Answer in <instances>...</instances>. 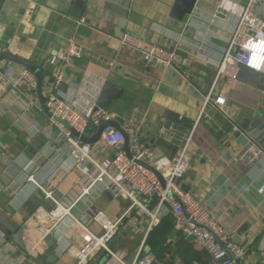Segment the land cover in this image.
<instances>
[{
  "label": "crops",
  "instance_id": "obj_1",
  "mask_svg": "<svg viewBox=\"0 0 264 264\" xmlns=\"http://www.w3.org/2000/svg\"><path fill=\"white\" fill-rule=\"evenodd\" d=\"M67 1L68 5L62 0L0 3V30L6 31L0 44H13L17 57L35 64L44 76L41 90L33 96L36 106L19 126L13 124L14 118L26 107L29 91L8 88L2 94L0 151L6 156L0 158V264H77L68 250L81 245V229L75 220L96 210L104 211L114 221L121 220L110 245L116 258L100 250L85 264H132L150 234V218L144 210L132 207L129 200L109 198L101 189L85 194L82 183L90 167L77 166L68 153L57 152V130L49 125L45 100L50 93L47 84L60 69L50 60L53 51L63 54L71 43L82 47L84 56L65 68L59 90L63 99L85 108L99 102L106 83L121 87V99L110 108L117 114L114 122L125 128L134 120L142 140L151 138L157 126L165 128L166 111L174 113L175 129L171 131L186 136L194 130L192 167L184 179L185 189L231 232L233 240L247 245L248 261L260 264L264 218L258 207L264 200V156L253 167L235 161L250 142L246 147L240 143L231 122L251 119L264 127V90L224 79L221 85L227 90L226 112L209 107L210 119L198 122L247 0H198L183 22L171 17L177 0H132L127 18H105L88 12L82 16L85 22L71 16V0ZM125 33L173 49L174 65H148L139 52L120 43ZM14 63L0 60L2 67ZM98 130L91 125L85 136L93 138ZM260 133L261 145L257 144L264 151V129ZM94 145L93 156L97 159L114 157L104 144ZM32 174L37 181L50 183L48 193L53 201L66 208L74 204L71 216H65L54 228L47 225L44 216L36 221L24 209L37 192L28 183ZM155 200L145 201L150 210L157 206L151 208ZM7 226L14 229L13 237L5 233L3 227ZM90 229L102 234L94 223ZM175 230L160 249L156 264H209V257L196 252ZM53 235L59 238L57 249L48 245L47 237ZM15 237L24 247L16 243Z\"/></svg>",
  "mask_w": 264,
  "mask_h": 264
},
{
  "label": "built area",
  "instance_id": "obj_2",
  "mask_svg": "<svg viewBox=\"0 0 264 264\" xmlns=\"http://www.w3.org/2000/svg\"><path fill=\"white\" fill-rule=\"evenodd\" d=\"M261 0H247L243 11L232 32V37L226 53L223 55L217 75L214 79L210 94L203 104L198 122L210 119L208 108L226 112L227 90L222 87L224 79L228 82L237 81L239 65H243L258 73H264V18L259 16L257 9ZM82 22L85 20L82 18ZM5 28L0 30V39H5ZM126 47L139 52L145 63L161 68H170L174 65L175 54L168 52L159 45L142 39L138 36L125 33L119 39ZM13 44L7 47L0 44V55L9 52L19 56ZM84 56L82 47L71 43L67 52L60 54L51 53L50 63L60 70L54 80L48 82L50 93L46 96L45 109L49 115V125L57 130L59 144L57 152L68 153L77 166H89V173L82 186L85 194L94 189L109 191L116 199L129 200L132 207H138L147 213L150 218L148 233L160 222L164 214H170L175 221V229L191 244L192 248L209 257V264H252L248 261L245 243L233 240L231 232L222 226L209 210L198 201L184 186V179L192 167L191 145L194 130L188 135L181 136L177 131L161 128L158 137L163 138L178 146L174 158L159 155L157 148L142 143V139L135 129V121L129 122L127 127L118 130L107 127L98 144H104L114 153L113 158L99 160L93 156L94 146L81 140L92 125L99 128L104 123L114 122L117 114L113 110L100 107L96 101L85 108H80L61 96L60 87L65 80V68L72 65L74 59ZM26 89L29 91V100L26 107L14 118V125H21L22 121L36 106L33 96H37L39 79L35 72L28 67L14 63L7 67L0 66V104L4 102L2 94L8 89ZM78 133L80 137L75 136ZM6 153L0 151V158ZM264 156V151L259 145L251 141L250 145L241 151L235 161L253 167ZM146 165L160 173L164 183ZM28 183L35 186L44 200L51 199L48 193L49 182L37 181L33 174ZM158 201L155 209L150 210L145 201ZM53 200V199H52ZM56 208L47 212L40 207L34 214L36 221L41 216L46 218L47 225L54 228L65 216H71V208L55 201ZM57 214V212H60ZM80 227L79 247H69V253L77 260V264H85L97 252L103 250L112 257L110 245L115 239L121 220H112L104 211L96 210L84 215L80 220H75ZM94 223L102 230L101 235L93 233L90 224ZM50 231V230H49ZM157 256L154 251L142 245L132 264H156ZM264 264V252L261 253V262Z\"/></svg>",
  "mask_w": 264,
  "mask_h": 264
},
{
  "label": "water",
  "instance_id": "obj_3",
  "mask_svg": "<svg viewBox=\"0 0 264 264\" xmlns=\"http://www.w3.org/2000/svg\"><path fill=\"white\" fill-rule=\"evenodd\" d=\"M7 0H0V3H5ZM198 0H177L172 11L171 17L179 22H183L187 16H190L194 8L197 4ZM66 5H68L67 0H62ZM69 6L72 8L70 14L72 17L76 19L82 18V16L86 13H92L93 15L102 14L103 17L107 18L110 15L118 16L121 18H127L128 13L132 8V0H71ZM94 10V11H92ZM90 23V20H89ZM161 47V46H160ZM168 52H172L173 49H167L165 47H161ZM2 59H10L19 64H22L28 67L30 70L35 72L39 79V91L42 88L44 76L42 71L32 62L22 59L20 57L15 56L12 53H5L0 55V60ZM239 73L237 75V81L249 85L253 88L258 90H264V74L255 72L251 69L246 68L243 65H239ZM124 90L114 85L113 83H106L99 95V102L98 105L100 107L110 109L112 104L115 101L121 99ZM166 118L168 119V123L165 125L166 130L175 129L173 127V122L176 118L174 113L170 111H166ZM253 122V123H252ZM231 124L237 130V139H247L248 142L254 141L259 142L262 133H260L264 127H259V122L252 121L251 119H238L237 121H232ZM253 124L254 127L253 128ZM115 127L118 130H122L120 124L118 122H109L104 123L99 127L98 133L93 138H88L85 135L81 137V140L87 144L94 145L100 141L101 135L103 131L109 127ZM258 126V127H256ZM173 127V128H172ZM160 126H157L153 133L152 137L149 139H143L142 143L146 144L147 146H153L160 151L163 155L169 156L171 159L174 158L176 152L178 151V146L158 137V132L160 130ZM75 136L80 137L78 133H75ZM259 145L261 143L259 142ZM147 168H149L152 172H154L164 183L160 173H158L154 168L145 164ZM253 197L252 193L250 194ZM105 196L113 197L109 191H106ZM257 197V194L255 195ZM254 197V198H255ZM44 208L47 212H53L56 208V204L52 199L44 200L43 195L37 191L35 192L29 201L25 204L24 209L26 210L27 214L32 216L36 213V211L40 208ZM258 211L260 215L264 218V200L258 207ZM4 231L7 235L13 237L14 236V229L11 226L3 227ZM48 245L54 249L58 248L59 245V238L57 235L48 236ZM15 241L18 245L22 246L18 237H15Z\"/></svg>",
  "mask_w": 264,
  "mask_h": 264
},
{
  "label": "trees",
  "instance_id": "obj_4",
  "mask_svg": "<svg viewBox=\"0 0 264 264\" xmlns=\"http://www.w3.org/2000/svg\"><path fill=\"white\" fill-rule=\"evenodd\" d=\"M178 126L186 127L183 125V123H178ZM157 202L158 201L155 200L151 205V208H154ZM174 230L175 221L172 215L169 214L161 220L160 224L157 227L153 228V230L149 234L145 246L154 251L158 258L160 249L162 248L163 244L167 241L168 237L173 234Z\"/></svg>",
  "mask_w": 264,
  "mask_h": 264
},
{
  "label": "rangeland",
  "instance_id": "obj_5",
  "mask_svg": "<svg viewBox=\"0 0 264 264\" xmlns=\"http://www.w3.org/2000/svg\"><path fill=\"white\" fill-rule=\"evenodd\" d=\"M257 13H258L259 16H261V17L264 18V0H261V4H260V6L257 9ZM240 143L243 144V145H245V147H246L248 145V140L241 138L240 139ZM261 252H264V246H262Z\"/></svg>",
  "mask_w": 264,
  "mask_h": 264
},
{
  "label": "bare ground",
  "instance_id": "obj_6",
  "mask_svg": "<svg viewBox=\"0 0 264 264\" xmlns=\"http://www.w3.org/2000/svg\"><path fill=\"white\" fill-rule=\"evenodd\" d=\"M61 213V211L60 212H57V214H60Z\"/></svg>",
  "mask_w": 264,
  "mask_h": 264
}]
</instances>
